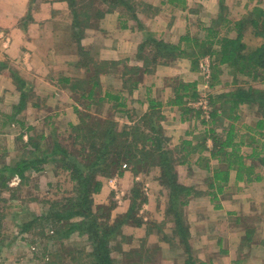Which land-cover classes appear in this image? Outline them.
<instances>
[{
    "label": "crops",
    "instance_id": "1",
    "mask_svg": "<svg viewBox=\"0 0 264 264\" xmlns=\"http://www.w3.org/2000/svg\"><path fill=\"white\" fill-rule=\"evenodd\" d=\"M130 4L131 9L120 5L107 11L106 4L98 1L96 9H101L103 15L97 19L92 14L77 41L74 36L77 27L73 25L67 0H0V61L6 64L0 70V115L6 112L10 116L13 106L20 101V91L9 69L32 92L24 108L16 113L19 120L45 115L48 119L51 116L44 110L52 106L54 116L65 111L67 120L74 122L75 108L81 112L80 105L74 101L78 94L81 100H87V109L95 98V104L100 107L98 117L110 109L114 122L131 126L150 110L151 101L157 103V107L161 106L160 124L169 146L180 154L175 165L177 177L180 184L193 192L188 198V209L193 206L195 220L187 226L193 249L216 253L206 256L201 264H264L263 169L261 179L250 182L236 180L234 171H230L228 181L219 184L222 190L218 193L214 186H209L217 160L209 157L207 149L189 154L182 149L185 141L191 145L203 142L200 137L205 136L209 124L203 123L195 113H183L182 107L168 102L181 82L195 84L198 97L205 81L199 59L205 56L211 61L213 57L204 54L192 64V58L198 55L195 49L201 44L213 43L211 50H215L221 37L234 38L235 22L255 6L264 9V0H132ZM149 37L177 46L172 57L161 56L166 54V49L159 47L158 50ZM79 47L87 52L88 59L92 60L89 63H96L93 74H89L90 67L84 62V70L78 69L81 68L78 67ZM211 64L212 61L210 73ZM229 69L220 66L219 83L211 86V94L226 93L233 86ZM210 80L209 76V85ZM184 100L188 107L187 103L195 99L185 97ZM236 113L235 124L242 133L246 121L244 116L241 118L239 107ZM253 122L249 120L247 124ZM27 123L30 127L36 125ZM228 123L225 118L223 126ZM213 126L217 133H222V125ZM205 145L208 149L211 147L209 137ZM261 154L264 155V149ZM218 221L226 223L225 230L213 227ZM19 232V236L30 233ZM247 232H251L250 239ZM15 237L12 235L9 243L0 247V262L19 261L15 255L7 257L12 261L5 256ZM213 238L215 242H209Z\"/></svg>",
    "mask_w": 264,
    "mask_h": 264
},
{
    "label": "trees",
    "instance_id": "2",
    "mask_svg": "<svg viewBox=\"0 0 264 264\" xmlns=\"http://www.w3.org/2000/svg\"><path fill=\"white\" fill-rule=\"evenodd\" d=\"M79 1L67 0L72 13L73 25L77 27V30L74 31V36H76L77 41L82 37L84 27H86L90 19L89 11H79V6L82 9L85 8L81 2L79 4ZM98 1L105 3L107 11H109L120 5L131 9L130 2L132 0H89L87 2L89 5L86 6L95 10L92 14L97 16V19L103 15L101 9H96ZM132 16L135 17L134 14ZM248 29L251 30L254 37H259L260 40L249 43L245 42L243 33ZM235 31L236 36L234 38L221 37L216 42L215 50H211L213 43L207 46L201 44L198 49H195L198 55L191 60V63L194 64L204 54H209L213 57L211 60L212 71L210 73L211 82L209 91L211 86L213 87L215 83H219L218 76L220 74V66L222 65L230 68L229 72L233 76L232 84L244 81V87L236 85L226 93L213 95L208 91V99L212 105L210 112L211 122L209 127L206 128L205 136L200 137V140L203 142L198 143V145H191V142L185 141L182 146L186 154L207 149L209 157L217 160L218 166L211 174L209 186H214L218 193L222 190L219 184L228 181L230 171H234L236 180L244 182L260 180L262 177L260 174L261 169H263L262 172L264 175V155L261 154V151L264 149V143L261 142L260 138H256V136L261 137L264 135V88L253 86V82L261 83L264 81V9L259 6L253 7L235 22ZM148 39L157 45L156 48L158 50L159 47L166 49L164 51L166 54L161 55L163 57H172V53L177 49V46L164 43L162 40H156L151 37ZM183 39L188 38L184 37ZM79 57L78 63L84 62L86 64L92 61L88 59L87 52L80 47ZM94 65H96L95 62ZM5 66L6 64L0 61V70ZM9 72L14 84L20 91V101L13 106L11 111L10 117L13 118L14 114L24 108L28 95L23 90V86L27 85L26 82L17 76V74L15 75L12 69H9ZM92 82L95 84V81ZM185 97L196 99L195 84L179 83L178 87L174 88L173 97L168 102L172 105L182 107L183 113L193 112L196 114L195 116L199 117L195 109L184 105ZM216 102H219L220 105L216 106ZM240 104L254 106L256 108L255 112L260 115V117L256 116V120L253 122L254 124L244 125V132L242 133L240 132V128L236 127L235 124V121L238 119L236 112ZM156 107L157 103L154 104L151 101L148 112H145L138 118L136 123L131 126L124 125L122 128H119L117 123L110 119L100 120L99 118H94L96 120L94 122L95 126L88 128L86 119L90 115H80L81 126H74L73 130L77 132L76 138L81 136L83 137L82 140L84 142L86 141L87 150L85 146H82L84 150L81 148L76 153L78 155H74V153L69 152L66 148L60 147L59 143H55L51 151V155L61 153L66 158L67 163L62 168L70 170V177L73 182V195L67 194L60 200L51 201L47 210L40 215L34 216L32 214L30 220L20 222L18 224L20 231L30 232L32 235H36L42 233V231H35V229L41 227L42 229L48 230V237L55 235V238L65 239L69 238V235L74 229H80V232L89 230L90 233L87 232L93 242L91 264H115L108 246L109 241L107 240V236L112 235L113 237V234L119 233L121 227L125 224H131L137 227L141 226L143 221L136 214L140 204L144 203L146 198L143 194V198L137 203L139 193L135 190L136 188H133L127 210L118 218V215L116 217H110L111 212L114 211V206H110L111 208L107 209V220L113 226L107 229L102 225L99 228V224L91 217V207L94 206L93 194L101 191L103 185L102 179L104 177L110 178L112 176L122 175V164H126V166L127 164L130 165L131 170L134 172L142 170L145 166L149 168L158 167L160 171L158 178L165 189L168 190V205L165 207V213H172L174 218L172 233L167 235L169 236L167 239H171L173 242L175 241L172 243L173 246H175L174 244H179L177 248L182 252V264H201V261L196 260L194 256L193 244L191 243L188 227L182 221V205L180 200L178 201L180 195H184L185 193L188 196L192 195V189L177 182L175 162H178V160L174 158L171 148L167 147L169 139L164 134V129L160 124V121L163 119L160 111L161 106ZM76 110L80 113L77 108ZM225 118L229 123L223 126V120ZM202 122L204 123V120ZM214 124L217 126L222 125L221 134L215 131ZM206 137L211 139V147L209 149L205 145ZM128 139L131 140L128 141ZM30 144L33 148L40 147L39 142L35 140L30 142ZM243 147L244 152H242ZM246 150H248L247 154L245 152ZM181 157L183 156L181 155ZM46 158L47 156L39 158L38 155L34 154L29 159L24 158L18 160L6 167V169L12 174H17L23 183L26 179V171H38L41 169L39 164L46 161ZM4 172L0 170V175H3ZM1 187L4 189H12L6 185L2 176L0 177ZM215 197L216 194L213 193L212 198ZM45 203L47 202L45 201ZM183 203H185V200L182 201ZM102 207V204L98 205L97 210L99 211ZM76 218H81V220L76 221ZM89 219L90 224L87 223ZM110 219L115 221L110 223ZM116 222H118L117 228L115 227ZM104 229L107 230L105 231ZM145 229L146 235L149 234L151 230L150 226L147 225ZM247 234V238L250 239L249 235L251 232H247ZM156 249H160V247L157 246ZM43 255L39 258L37 257L40 260L39 263L49 264L48 262L51 261L49 256L51 254L48 255V252H46ZM78 259L74 254L70 253L68 260L78 263V261L80 262ZM50 264L56 263L52 261Z\"/></svg>",
    "mask_w": 264,
    "mask_h": 264
},
{
    "label": "rangeland",
    "instance_id": "3",
    "mask_svg": "<svg viewBox=\"0 0 264 264\" xmlns=\"http://www.w3.org/2000/svg\"><path fill=\"white\" fill-rule=\"evenodd\" d=\"M88 1L89 0L79 1V4L81 2L85 7L82 9L79 6V11H89V16L91 18L93 9L90 7L86 8ZM248 12L249 11L245 12L242 16ZM93 22L95 21H92V23ZM243 37L247 43L260 40L259 37L256 38L253 36L250 29L243 33ZM203 58H205V56L201 57V59ZM82 64L83 63H79L78 66L81 67L78 68L80 71L84 70ZM84 65L89 66V74H93L96 65L92 64V62ZM109 67L113 69L111 65ZM253 83V86L257 88H264V81L261 83ZM236 85L244 87V81H239L237 84L234 83L231 88H234ZM24 89L25 92H27V98L32 97L31 88L25 85L23 86V90ZM77 95L78 94L74 96V101L80 105L81 112H77L75 108L74 122L67 120L69 117L65 115V111H62L63 114L61 115L58 114V116H54L55 114H52L54 112L52 106L44 110L45 114L49 112V116H51L48 119H46L48 115L34 120L28 117H23L22 120H19L16 114L11 118L6 112L3 113L4 115H0V170L1 172L7 171L4 172L3 175H0V177L2 176L6 185L12 188H0V247L9 243L12 239V235L16 236L13 243L10 244L11 248L5 252L6 258L9 255H15L19 258V261L11 262V264H40L38 258L44 256L43 254L46 252H48V255L51 254L49 256L50 262L54 261L56 264H91L92 262L93 242L89 237L90 231L87 230V228H85V230L89 233L84 230L80 232V229H74L69 235V238L65 239L55 238V235H53L54 238L48 237V230L42 229L41 227L35 229L36 232L42 231L40 234L31 235L30 233H26L20 236L18 235L20 233L18 225L20 222L23 220H30L32 214L34 216L40 215L47 210L51 201L60 200L67 194L73 195V182L70 177V170L62 168L67 163L66 158L61 153L51 155L55 143H59L60 147L66 148L69 152L74 153V155H78L76 153L79 149H81L82 146L86 148L87 145L86 141L84 142L82 140L83 137L80 136L76 138L77 132L73 130L74 126H81L80 115H90V117L86 119L88 128L95 126L94 122H96V120L94 118H99L100 120L110 119L114 122L115 117H112V111L110 109L104 110V112H107L103 117H98L97 109L100 107L95 104V98L92 101L94 104L90 109H87L85 105L87 100H81ZM255 111L256 108L254 106L246 104L239 106L241 118L244 116L243 118L246 124L249 120L251 122L255 120L258 115ZM18 113H20V111ZM28 121L36 125L30 127L27 123ZM66 122L71 123L67 124ZM116 123L119 128L124 126L119 125L118 122ZM262 137L263 136H256V138L260 139H262ZM33 140L39 142V148H33L30 144ZM130 140L131 139H128V141ZM261 142L264 143V139H262ZM167 147L170 148L169 143ZM34 154L38 155L39 158L47 156L46 161L39 164L41 169L38 171L27 170L25 173L26 179L23 183L17 174H12L6 169V167L18 160L24 158L29 159V157H32ZM173 156L177 160L180 154L179 152H173ZM175 164L177 165L178 162H175ZM121 170V176L104 177L102 179L103 185L101 191L93 194L94 206L91 207V217L99 224V228L101 225L105 226L107 229L113 226V224L110 225L107 220V209L111 208L110 206H114V211L111 212L110 217H116V215H118V218L127 210L133 188H136L135 190L139 193L137 203L141 201L143 194L146 201L140 204L136 214V216L143 221L141 226L137 227L131 224H125L121 227L119 233L113 234L112 232L113 237L112 235L109 237L107 236V240L109 241L108 246L114 260L113 262L115 264H182V252L177 248L179 244H174L175 246H173L172 243L175 241L173 242V240L167 239L169 237L167 235L172 233L174 218L172 213H165V207L168 205V190L165 189L158 178L160 176L158 167L149 168L145 166L142 170L134 172L131 170L130 165L127 164L126 166L125 164L124 166V164H122ZM177 182L180 183L178 177ZM190 197H192V195L188 196L185 193L178 198V201L180 200L182 205V221L186 226H188V223L190 224L195 220V214L191 210L193 206L191 209H188L190 208V206H188V198ZM183 200H185V203L182 204ZM45 201L47 203H45ZM100 204H102L103 207L98 211L97 206ZM153 214L157 217H154ZM80 220L81 218H76V221ZM114 221L115 220H109L110 223ZM87 223L90 224V219ZM147 225L150 226L151 230L150 233L146 235L145 228H147ZM203 226L206 227L207 222H204ZM115 227H118V222H116ZM213 227L225 230L226 223L218 221ZM107 229L104 230L106 231ZM2 238L3 241H1ZM33 240L34 242H32ZM213 241L215 242L214 238L209 242ZM157 246H159L160 249H156ZM2 250L3 252L5 251L4 247ZM195 250L194 256L198 261H205L206 256L210 257L216 255L215 252L208 251L209 253H207L201 250L199 251L196 248ZM70 253L79 258L78 260H80V262L78 261V263H75L74 261H69ZM7 260L12 261L9 258H7ZM50 262L48 263L50 264ZM0 264L8 263L1 261Z\"/></svg>",
    "mask_w": 264,
    "mask_h": 264
},
{
    "label": "built area",
    "instance_id": "4",
    "mask_svg": "<svg viewBox=\"0 0 264 264\" xmlns=\"http://www.w3.org/2000/svg\"><path fill=\"white\" fill-rule=\"evenodd\" d=\"M210 62L208 58L200 59V70L203 72L204 83L202 82L203 88L198 92V97L194 101H189L187 105L193 107L196 110H199V116L204 120L206 124L211 122L210 111L212 110V105L208 99V90H209V76H210ZM125 166V164H124Z\"/></svg>",
    "mask_w": 264,
    "mask_h": 264
},
{
    "label": "clouds",
    "instance_id": "5",
    "mask_svg": "<svg viewBox=\"0 0 264 264\" xmlns=\"http://www.w3.org/2000/svg\"><path fill=\"white\" fill-rule=\"evenodd\" d=\"M210 115H211V114H210ZM209 125H210V123H209ZM209 125H208V126H209Z\"/></svg>",
    "mask_w": 264,
    "mask_h": 264
}]
</instances>
